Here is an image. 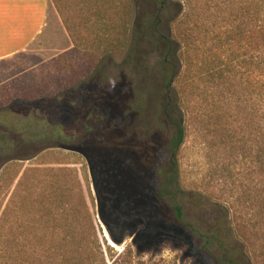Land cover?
<instances>
[{"label":"rangeland","instance_id":"rangeland-1","mask_svg":"<svg viewBox=\"0 0 264 264\" xmlns=\"http://www.w3.org/2000/svg\"><path fill=\"white\" fill-rule=\"evenodd\" d=\"M76 1L51 0L43 34L23 59L7 67L11 73L0 87V219L10 203L21 205L36 187L50 182L48 168L66 166L79 172L93 221L87 228L101 243L109 264L120 255L118 264H217L186 226L156 215V193L170 159L174 130L162 111L165 46L149 33L159 18L169 20L162 28L165 34L168 27L172 30L170 20L178 19L194 40L184 53L198 62L196 67L191 64L193 72L217 73L212 83L185 78L187 136L177 152L182 191L175 200L165 196L161 201L170 214L175 203L181 204L186 223L204 233L216 228L222 237L231 233V247L241 249V181L249 171L241 164V117L264 122V102L249 98L251 102L241 103V23L251 15L243 16L241 0H172L165 11L161 0H130L132 29L125 53L88 59L85 50L74 47L67 28L68 19L74 30H84L83 20L75 16ZM254 17L264 23V12ZM253 45L250 49L258 60L242 71L252 80H262L258 93L264 94V48ZM249 86L242 88L248 91ZM194 92L200 93L195 100ZM253 109L257 113L248 114ZM90 124L96 130H86ZM94 155L104 169L98 173L101 186L117 202L105 211L106 218L117 225L113 220L120 203L132 220L114 227L115 235L125 237L122 244L113 241L100 215L89 161ZM7 215L14 220L16 210ZM250 234L258 260L253 253L252 258L264 264V231L252 228ZM239 254L241 262V250Z\"/></svg>","mask_w":264,"mask_h":264},{"label":"trees","instance_id":"trees-1","mask_svg":"<svg viewBox=\"0 0 264 264\" xmlns=\"http://www.w3.org/2000/svg\"><path fill=\"white\" fill-rule=\"evenodd\" d=\"M169 1L172 0H161L162 11L166 10ZM241 5L243 16L245 18L252 16L241 23V103L251 102L249 98H253L260 100L262 104L264 94L258 93L262 80H252L242 69L247 67L250 69L258 60V55L251 52L250 46L256 43L264 48V23L255 21L254 17L264 12V0H241ZM76 11V18L83 20L84 30H74V25H69L67 19V28L75 48L85 50L88 59H97L106 55L122 56L125 53L132 29L133 11L130 0H77ZM170 21L173 26L172 30L167 28V34L162 31V28L164 30L169 20L165 22L163 18L155 21L149 33L151 38L155 41L161 40L165 46V57L161 64L165 79V86L162 89V97H164L162 111L166 122L174 130L170 159L162 170L163 182L156 193L160 203V207L156 210L157 218L186 226L200 239H198L199 245L214 257L217 264H254L256 260L252 258L251 253L255 255V258L257 253L252 247L254 236L250 234V231L252 228L259 230V233L264 231L262 220L264 218L263 121L254 123L250 118L241 117V164L249 170L248 177L241 181V227L238 228L241 234L237 233L238 238H241V249L238 247L240 245L231 247L235 242L231 233L227 232L222 237L218 228L213 229L211 233H204L192 223H186L185 211L181 204L175 203L173 212L170 214L164 207V201H161L165 196L169 200H175L182 191L177 152L183 146L187 136L185 123L189 115L184 108L186 99L189 98V91L188 87H184L187 82L185 78L189 77L190 82L212 83L217 77V73L206 74L205 69L193 72V65L196 67L198 62L193 56L189 57L190 60L186 59L188 56H184L190 42L191 44L194 42V40L190 41L192 33L188 30L185 31L186 33L183 32L180 24L182 22H178V19ZM182 57L187 62L186 75ZM173 59L176 60L175 65L172 63ZM209 77H211L210 80L207 79ZM245 83L251 85L250 90L242 88ZM192 96L195 100L200 97V93L194 92ZM253 108L256 107L253 106ZM254 109L248 114H256L257 110ZM95 127L90 124L86 130L94 131ZM103 153H99V156L101 157ZM98 158L94 155L89 157V161L100 202V215L107 224L113 241L122 244L125 237L115 235V228L127 226L132 220L126 216L124 206L120 203V207L115 210L117 215L113 220L117 225L114 226L106 218L105 211L110 205L116 207L117 202L101 186L98 173L103 172L104 169ZM102 158L104 159V155ZM47 170L51 178L50 182L43 187L42 185L36 187L35 193H29L26 202L20 203L21 205L14 206L10 203L5 210V215L1 217L0 227L5 225V230L0 234V264H109L101 243L93 239L91 231L87 228V223H93V221L78 170L66 166L52 167ZM14 210H16L14 220L7 218V213ZM252 210H256L254 214L251 213ZM225 212L226 215H230V209L226 208ZM258 216L261 219L255 223V218ZM261 236L264 239V235ZM262 246L264 247V241ZM110 256L115 259L114 254ZM120 256L112 264H118Z\"/></svg>","mask_w":264,"mask_h":264},{"label":"crops","instance_id":"crops-1","mask_svg":"<svg viewBox=\"0 0 264 264\" xmlns=\"http://www.w3.org/2000/svg\"><path fill=\"white\" fill-rule=\"evenodd\" d=\"M51 5V0H0V87L11 73L7 67L37 44L48 25Z\"/></svg>","mask_w":264,"mask_h":264}]
</instances>
